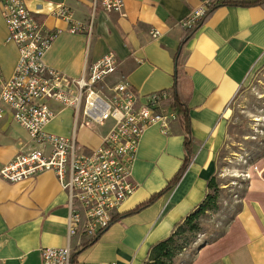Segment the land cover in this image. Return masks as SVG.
I'll return each mask as SVG.
<instances>
[{
  "label": "crops",
  "instance_id": "crops-1",
  "mask_svg": "<svg viewBox=\"0 0 264 264\" xmlns=\"http://www.w3.org/2000/svg\"><path fill=\"white\" fill-rule=\"evenodd\" d=\"M206 1L125 0L126 16L108 13L95 0L30 1L49 29L61 30L45 56L46 64L69 76L79 77L86 63L113 51L121 63L113 80L125 76L144 96L169 91L173 99L178 70L179 90L190 107L192 155L179 182L142 207L169 185L187 156L181 115L168 133L158 125L147 128L133 168L137 190L118 209L110 227L86 247L79 237L69 238L68 195L55 172L19 182L0 178V264H43V248L69 244L74 264H144L150 248L167 239L206 198L217 174L230 104L264 62V0L219 3L182 45L189 29L182 21ZM58 4L70 9L73 23L83 25V31L71 33L70 22L53 14ZM154 30L160 31L158 37L152 36ZM8 34L0 9L4 78L14 75L19 60L18 47L7 41ZM73 127V111L65 108L46 129L68 136ZM99 128H81L91 138L80 141L98 146L107 131ZM28 142V132L0 102V169ZM248 173L241 207L225 233L201 246L189 264H264V157Z\"/></svg>",
  "mask_w": 264,
  "mask_h": 264
},
{
  "label": "built area",
  "instance_id": "built-area-1",
  "mask_svg": "<svg viewBox=\"0 0 264 264\" xmlns=\"http://www.w3.org/2000/svg\"><path fill=\"white\" fill-rule=\"evenodd\" d=\"M30 1L0 0L7 41L19 50L14 75L4 78L0 69V102L29 134V142L0 169V178L19 182L55 172L68 195L69 238L79 237L85 245L110 227L118 209L137 190L133 168L147 128L158 125L168 133L179 114L171 108L169 91L144 96L127 77L113 80L121 65L113 51L86 63L79 77L48 66L45 56L61 30L49 29ZM225 1L229 0L206 1L182 26H196L212 6ZM95 4L108 13L127 15L125 0H95ZM53 14L70 22L71 33L83 31L64 4H58ZM159 35L158 30L152 32L153 37ZM65 108L73 111L72 134L49 132L47 126ZM98 126L107 129L98 146L80 141L81 128ZM74 253L71 244L41 251L43 264H74Z\"/></svg>",
  "mask_w": 264,
  "mask_h": 264
},
{
  "label": "rangeland",
  "instance_id": "rangeland-1",
  "mask_svg": "<svg viewBox=\"0 0 264 264\" xmlns=\"http://www.w3.org/2000/svg\"><path fill=\"white\" fill-rule=\"evenodd\" d=\"M226 116L225 137L216 159L217 207L200 219L198 232L178 241L182 248L173 264H189L201 246L225 233L241 207L249 169L264 157V62L242 85ZM89 135L81 130L79 139L87 140Z\"/></svg>",
  "mask_w": 264,
  "mask_h": 264
},
{
  "label": "trees",
  "instance_id": "trees-1",
  "mask_svg": "<svg viewBox=\"0 0 264 264\" xmlns=\"http://www.w3.org/2000/svg\"><path fill=\"white\" fill-rule=\"evenodd\" d=\"M220 4L250 5L251 2L229 0L222 2ZM217 5L212 6L210 10L204 15V17L196 24V26L188 29L187 35L184 41L182 42V45L185 42H187V40H189V38L193 35V33L204 22L206 15H208ZM179 84H180V75H179V71L177 70L176 80L174 84V95L171 101V107L179 115H181L182 126L186 134V140H185L186 151H187L186 160L184 162V165L181 167V169L178 171V173L169 183V185L163 191L154 195L149 201L144 203L142 207L149 205L157 196L162 195L166 191L170 190L175 184H177L179 180L182 178L191 160L192 139H191L190 107L186 95L179 90ZM208 189L209 191L206 198L188 216H186L182 221L176 224L174 230L172 231V234L167 239L157 242L150 248L147 258L144 261V264H173L175 257L178 255V253H180L182 248V246L178 243V241L187 233L198 232L200 230V225H199L200 219L208 211L213 210L214 208L217 207L219 186L217 184L215 177L210 180L208 184ZM93 241L86 243L84 247L90 245Z\"/></svg>",
  "mask_w": 264,
  "mask_h": 264
}]
</instances>
